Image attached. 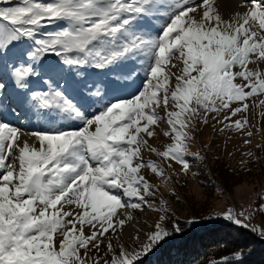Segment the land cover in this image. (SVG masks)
I'll use <instances>...</instances> for the list:
<instances>
[{"label":"snow or ice","instance_id":"obj_1","mask_svg":"<svg viewBox=\"0 0 264 264\" xmlns=\"http://www.w3.org/2000/svg\"><path fill=\"white\" fill-rule=\"evenodd\" d=\"M0 3L9 5L0 6V25L4 26L0 30V113L12 104L26 102L9 94V83L16 90L28 89L30 78L41 75L36 65L46 55H56L77 75L82 67L106 69L140 54L149 61L142 89L131 99L111 102L95 114H88L58 88L30 93L38 109L54 110L64 119L78 121L81 127L75 130L21 133L0 116V170L4 172L0 176V264H90L88 254L99 249L103 240L108 241L111 254L103 264H137L171 235L162 226L168 212L161 205L158 210L164 215L152 231L143 234L138 247L121 244L117 251L108 238L110 230L119 237L123 226L134 219L135 210L155 207L147 199L154 195L153 186L139 172L146 167L162 175L163 169L142 159V148L156 151L144 134L154 135L149 128L163 119L161 109L175 132V143L158 154L181 163L186 174L190 171L186 156L204 161L199 151H190L184 143L193 137L178 131L176 125L183 128L187 122L191 131H198V121L208 123L207 113L216 112L219 117L229 109L235 115L241 107L231 108V103L244 102L258 91L264 93V69L260 67L264 64V0H253L231 22L222 18L214 0ZM156 14L169 18L160 36L130 30L132 19ZM58 20L67 21V27L41 35V28ZM25 38L32 41L30 49L9 47ZM173 60L183 64L179 74L168 67H178ZM236 67L239 70L233 71ZM237 78L241 83H234ZM88 95L96 94L89 91ZM235 127L240 128L241 121ZM33 137L38 148L35 140L30 143ZM257 211L264 213V204L239 213L228 209L223 215L264 240V222L252 224ZM86 225L90 235L85 234ZM174 230L181 231L179 226ZM134 239L140 240L139 232ZM233 255L241 260L244 252Z\"/></svg>","mask_w":264,"mask_h":264},{"label":"rangeland","instance_id":"obj_2","mask_svg":"<svg viewBox=\"0 0 264 264\" xmlns=\"http://www.w3.org/2000/svg\"><path fill=\"white\" fill-rule=\"evenodd\" d=\"M249 1L250 6H252L253 0ZM38 2L50 3L52 0H38ZM256 2H260V0H256ZM10 3L11 6L21 5L22 0H10ZM0 6L9 5L0 3ZM141 16L153 22L155 21L154 23L157 22L159 25L157 32L163 28V25L169 19L168 17L163 19L160 16L154 18V15ZM50 19L55 18H45L46 21ZM64 27H67V21L58 20L56 23L46 24L45 27L40 29V33L43 35L47 32L61 30ZM3 28L4 26L0 25V30H3ZM141 34L149 36L147 32ZM21 46L30 49L32 41L25 38L9 45L10 48ZM74 54L71 53L70 55ZM172 63L177 64L178 67L173 68L171 64L168 67L172 72L179 74L180 69L183 67L182 62L173 60ZM117 66H110L106 69L82 67L79 69L80 74L77 75L75 70L64 65L56 55H46L36 65L41 75L30 78L28 89L16 90L9 83V94L14 98L19 97V99L26 101L20 104H25L26 115L20 114L22 106L12 104L8 110L0 113V116L10 126L17 129H19V124H23L25 121L29 122V124L24 125L29 129L27 133L66 131V128L72 125L81 127L78 121L73 122L64 119L57 111L38 109L35 106V102L30 99V93L32 91H47L49 87L58 88L88 114H95V112H99L111 102L130 98V96L142 89L146 82L144 74L143 80H140V84L134 90L122 93L124 85L119 82ZM248 67L252 68L253 65L249 64ZM260 67L264 69V64H261ZM238 70V67L233 69V71ZM192 74L195 75V72ZM44 79H49L51 83H45ZM171 83H175L174 78H172ZM234 83H241V79L237 78ZM109 88L114 90L113 94L115 96L107 92ZM76 90L82 96L81 99L77 97ZM89 91L96 95L89 96ZM245 91H250V89L245 88ZM119 95H122V99L117 97ZM114 97H117V99ZM261 101H264V93L258 91L251 97H247L244 102L231 103V108L241 107V111L235 115H232L229 109H224L219 117H217L216 112L207 113L209 117L208 123L205 124L203 120L198 121V131H191L187 122L183 128H181L180 124H177L176 128L178 131L187 132L193 137L190 142L184 141L186 145H190L189 150L192 152L199 151L205 157L204 161L201 162L195 157L186 156L185 160L190 165V171L187 174L183 170V165L177 163L171 156L165 158L158 154L165 151L168 145L175 143L173 139L175 132L168 125L164 111L158 109L163 119L150 126L149 130L154 133L152 137L149 138L144 134L148 144L156 151L153 152L148 148H142L141 157L143 160H151L160 165L163 169V174L153 173L150 168L146 167H141L139 172L153 186L154 195L147 199L155 207L135 210L133 213L134 219L123 226L119 237L112 235L111 230L109 231L108 238L112 240L113 247L117 251H119L121 244L126 248L139 246L140 241L144 239L143 234L152 231L154 224L164 215L163 212L158 210L161 205L168 212L167 218H178L185 221L190 228H193L215 221L227 220L223 214L228 209H234L239 213L247 209H258L264 204V104H261ZM8 103L9 101L6 98L5 104L7 105ZM244 103L248 105L246 109L243 107ZM201 112L203 113V109H201ZM24 115L27 119H25ZM225 115L229 119H224ZM237 120L241 121V127L238 129L235 127ZM219 121H223V123ZM31 123H35V127ZM225 124L230 126L224 127ZM249 131L252 136L248 135ZM165 132H169L170 135L166 136ZM245 141H250V143L245 144ZM35 143L38 148V140H35ZM247 153H252L253 155L250 157ZM224 164L229 166V172H232L229 174H233L232 176H226V180L221 179V176L216 175L214 172V169ZM192 173L196 175L193 176ZM3 174V170H0V176ZM122 199L125 198L122 197ZM166 220L162 223L165 229H167ZM262 222H264V213L254 212L252 224L261 226ZM79 227L80 225L77 224V228ZM138 232L140 240H135L134 238ZM85 234L90 235L89 226L87 225L85 226ZM53 239L55 240L56 238L54 237ZM107 243V240H103L99 249H92L88 254L91 258L90 264H95V261L103 264L105 260L111 259V254L107 250ZM81 253L83 255V249H81Z\"/></svg>","mask_w":264,"mask_h":264},{"label":"trees","instance_id":"obj_3","mask_svg":"<svg viewBox=\"0 0 264 264\" xmlns=\"http://www.w3.org/2000/svg\"><path fill=\"white\" fill-rule=\"evenodd\" d=\"M214 172L225 180L233 175L227 164L219 165ZM166 226L171 235L137 264H264V240L228 220L190 228L185 221L172 217L167 218ZM175 226L181 231H175ZM239 250L244 256L236 260L233 254Z\"/></svg>","mask_w":264,"mask_h":264},{"label":"bare ground","instance_id":"obj_4","mask_svg":"<svg viewBox=\"0 0 264 264\" xmlns=\"http://www.w3.org/2000/svg\"><path fill=\"white\" fill-rule=\"evenodd\" d=\"M169 2H170V0H162V3H165V4H167ZM214 3H215V6H217L219 12L221 13L222 18L224 20L229 21V22H231L232 17L236 13L243 12L244 10H247L249 7H251L249 0H214ZM158 16L163 17V19L167 18L166 16H164L162 14L161 15L156 14V15H154V18H157ZM159 19H161V18H159ZM154 22L151 20H148L146 17L139 16L136 19L131 21L129 28L132 32L137 33V34L147 32L148 35L151 37H158V36H160V34H162L164 28H161L157 32L159 25L157 22L156 23H154ZM146 30H148V31H146ZM147 64H148V60L146 59V57L143 54L136 55L133 58L127 59V60L122 61L119 64H117L118 66L116 67V69L119 72V82H122L124 85V87H122L123 88L122 93H124L126 91L131 92L132 90L135 89V87H137L140 84V80L142 78H144V74H145L144 68L147 66ZM113 91L114 90H112L110 88L107 90L108 93H112L111 95H114ZM76 93L78 94L77 97L81 99L82 96L79 95L77 90H76ZM133 96H130V98H127V99H131ZM117 97L122 99V95H119ZM117 97H114V98L117 99ZM127 99H122V100H127ZM20 106H22V111H20V114L22 113V114L26 115L27 111H26L25 104L20 105ZM25 119H27V117ZM27 123L29 124V122H27V121H25L23 124H19V129L21 130V133H27V130H29L28 127L24 126V125H27ZM31 125L33 127H35V123H31ZM77 127H78V125H72L71 127H67L66 131L75 130ZM32 140H35V137L31 138L30 142H32ZM131 226L133 227L132 223H131ZM132 227H131V229H132Z\"/></svg>","mask_w":264,"mask_h":264}]
</instances>
